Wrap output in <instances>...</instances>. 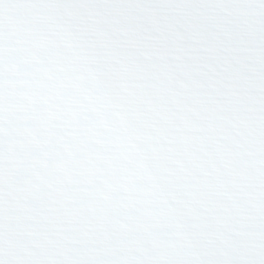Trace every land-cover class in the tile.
<instances>
[{"label": "snow or ice", "instance_id": "6c2138e0", "mask_svg": "<svg viewBox=\"0 0 264 264\" xmlns=\"http://www.w3.org/2000/svg\"><path fill=\"white\" fill-rule=\"evenodd\" d=\"M0 264H264V0H0Z\"/></svg>", "mask_w": 264, "mask_h": 264}]
</instances>
